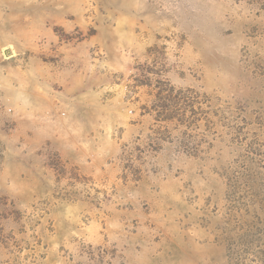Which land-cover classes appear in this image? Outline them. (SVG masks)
Here are the masks:
<instances>
[{"label":"rangeland","instance_id":"374dc122","mask_svg":"<svg viewBox=\"0 0 264 264\" xmlns=\"http://www.w3.org/2000/svg\"><path fill=\"white\" fill-rule=\"evenodd\" d=\"M0 264H264V0H0Z\"/></svg>","mask_w":264,"mask_h":264}]
</instances>
